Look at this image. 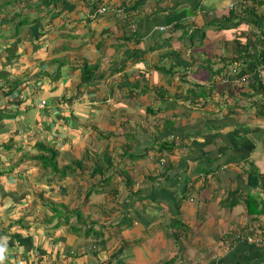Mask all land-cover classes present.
Instances as JSON below:
<instances>
[{
	"label": "crops",
	"instance_id": "crops-1",
	"mask_svg": "<svg viewBox=\"0 0 264 264\" xmlns=\"http://www.w3.org/2000/svg\"><path fill=\"white\" fill-rule=\"evenodd\" d=\"M241 2L0 0V264H264L237 237L264 238V109L220 80L264 58Z\"/></svg>",
	"mask_w": 264,
	"mask_h": 264
},
{
	"label": "clouds",
	"instance_id": "clouds-1",
	"mask_svg": "<svg viewBox=\"0 0 264 264\" xmlns=\"http://www.w3.org/2000/svg\"><path fill=\"white\" fill-rule=\"evenodd\" d=\"M81 1H83V2H87V3H91L92 2V0H81ZM248 1L249 0H242V2H241V6L242 7H245L246 5H247V3H248ZM253 3V2H252ZM92 4V3H91ZM253 4H255V3H253ZM257 5V4H256ZM92 9V15H93V17H99L100 15H102V14H104V13H106L107 12V9H106V7L105 6H95L94 4H93V6L91 7ZM96 8V9H95ZM101 8H103L104 9V11H102V12H98V10L99 9H101ZM230 9H232V6L230 7ZM115 12L116 13H119L120 12V10H115ZM231 13V12H230ZM229 17H230V14H229ZM227 20H230V22L232 21V19L230 18V19H227ZM17 26V25H16ZM233 26H234V28H236L235 27V23L233 24ZM129 30H130V32L132 33V34H135V32H136V29H135V27L134 26H132V25H130L129 26ZM192 48V50H189L190 52L192 51V54H194V51H195V49H194V47L192 46L191 47ZM188 51V50H187ZM187 51L185 50L184 51V54L185 53H187ZM262 65H264V64H262ZM261 64L260 65H256L254 68H253V70H252V72L251 73H249V74H245V75H241L240 77L235 73V71H234V69L232 68L231 70H232V74L231 75H228L227 77H221L220 76V80H221V82H223L222 84H227L228 83V85L229 84H237V85H239V84H248L250 81H253V82H256L257 83V85H258V87H260L261 89H262V87H261V84H260V78H259V74H258V72H257V70L259 69V67L260 66H262ZM252 73H253V75H255L256 74V77H254V78H252ZM245 76V77H244ZM252 79H254V80H252ZM263 90V89H262ZM45 106V100H41L40 102H39V104H38V107L39 108H43ZM54 157H53V160L52 161H55V158H56V155H53ZM161 165H163V163H161ZM78 166V165H77ZM248 235H245V234H243V233H239L238 234V239H244V240H246L245 238L247 237ZM248 237H250V236H248ZM247 241V240H246ZM255 244H258V243H255ZM261 246V245H260ZM263 248H264V246H262ZM108 260V259H107ZM106 260V261H107ZM18 264H20V263H18Z\"/></svg>",
	"mask_w": 264,
	"mask_h": 264
},
{
	"label": "trees",
	"instance_id": "trees-1",
	"mask_svg": "<svg viewBox=\"0 0 264 264\" xmlns=\"http://www.w3.org/2000/svg\"><path fill=\"white\" fill-rule=\"evenodd\" d=\"M249 1H252L253 3H255V4H261V3H263V0H249ZM231 16H232V14H230V17H228V19H230L231 18ZM9 24H12V22H10ZM220 25H221V23H219ZM2 25V24H1ZM11 28H9L8 30H3V29H1L0 28V40H4V39H6L8 36L10 37L11 35H7V33H6V31H8V32H11ZM6 34V35H5ZM4 35V36H3ZM3 36V37H2ZM242 60H243V58H244V56L242 57V56H239ZM238 60V57H236L235 59H234V61H237ZM257 63V61L253 64V66L251 67V69H250V73L252 72V70H253V68L256 66V65H262V64H264V58L260 61V62H258L259 64H256ZM234 71H235V73L240 77L242 74H244V72L241 70L240 72H238L239 71V69H237V68H234ZM252 75H253V73H252ZM254 77H256V74L255 75H253L252 76V78H254ZM254 80V79H253ZM255 88H257V87H255ZM255 88H253L252 89V91H250L251 92V94H250V96H248L249 98H248V102L249 103H251V104H258L260 101H261V105H262V107H263V109H264V90H262L260 87H258L257 88V90H255ZM255 93H259L260 95H262V97L263 98H258L257 97V95L255 94ZM196 98H198V97H195V99ZM255 98V99H254ZM197 100V99H196ZM259 101V102H258ZM44 149L45 150H48V152L50 153V157L49 158H44V160L45 161H47V163H46V166H48V167H50L51 165H52V160H53V155H54V152H53V150L52 149H48V148H46L45 146H44ZM172 149H174V144L173 143H167V144H162L161 145V147H160V151L162 152L163 150H165V151H171ZM54 169H55V165L54 166H52ZM252 176H253V171H249L248 172V177L251 179L252 178ZM255 187V186H254ZM245 201L247 202L246 203V207H247V211L249 212V210H248V208H249V205L251 206V204L253 205V203L251 202L252 200H250V199H248V198H246L245 199Z\"/></svg>",
	"mask_w": 264,
	"mask_h": 264
},
{
	"label": "rangeland",
	"instance_id": "rangeland-1",
	"mask_svg": "<svg viewBox=\"0 0 264 264\" xmlns=\"http://www.w3.org/2000/svg\"><path fill=\"white\" fill-rule=\"evenodd\" d=\"M12 16H14L15 15V12L13 11V13L11 14ZM208 19H210V17H207L206 15H203V22L205 23V24H207L210 20H208ZM9 26L11 27V32H8V31H6V33H8L9 35H12V34H14V32H15V27H14V22L12 23V24H9ZM6 35V34H5ZM4 36V35H3ZM2 36V37H3ZM200 54V53H199ZM207 62H209V63H211L212 62V59H209V61L208 60H206ZM206 62V63H207ZM203 63V65H206L205 64V62H202ZM178 70H182V69H180V68H178ZM172 72H174L173 70H172ZM176 73H179V72H176ZM181 73L182 72H180V74L178 75V76H180L181 78H182V75H181ZM184 80H185V77H184ZM188 80H189V78H188ZM187 80V81H188ZM77 161L78 160H73V163L74 164H76L77 163ZM85 162L83 161V160H80L79 162H78V166H77V168H79V169H81V170H86V168H85ZM56 184H58V183H56Z\"/></svg>",
	"mask_w": 264,
	"mask_h": 264
},
{
	"label": "built area",
	"instance_id": "built-area-1",
	"mask_svg": "<svg viewBox=\"0 0 264 264\" xmlns=\"http://www.w3.org/2000/svg\"><path fill=\"white\" fill-rule=\"evenodd\" d=\"M104 11L103 8L99 9L98 12H102ZM258 74H259V78H260V84H261V87L262 89L264 90V65L260 66L259 69L257 70ZM245 77V76H244ZM247 241H251V242H254V243H258L260 244L261 246H264V238L262 237H255V238H251V237H246L245 238Z\"/></svg>",
	"mask_w": 264,
	"mask_h": 264
}]
</instances>
